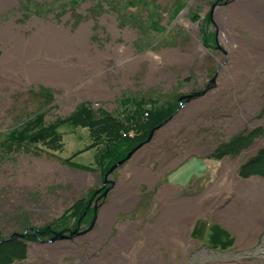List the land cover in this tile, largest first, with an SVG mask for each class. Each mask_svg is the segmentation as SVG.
<instances>
[{
	"label": "rangeland",
	"instance_id": "1",
	"mask_svg": "<svg viewBox=\"0 0 264 264\" xmlns=\"http://www.w3.org/2000/svg\"><path fill=\"white\" fill-rule=\"evenodd\" d=\"M262 5L264 0H0V243L18 237L28 245L27 257L13 264H264V219L253 220L260 197L241 214L240 194L231 189L239 188L232 185L240 176H264V163L254 170L259 173L242 174V165L264 149V59L256 57V32L224 19ZM128 8L131 81L140 89L131 85L137 97H117L104 110L125 124V140L99 141L95 130L68 122L58 129V150L20 143L38 118L60 122L83 104L103 113L94 97L95 66L68 55L66 36L89 33L94 41L99 13L86 10ZM80 18L91 21L88 30L78 31ZM56 36L66 43L60 49L65 57H53ZM241 48L255 57L246 69ZM166 110L173 114L167 117ZM153 112L163 118L127 151L137 135L131 123L145 122ZM249 133L251 140L223 156L218 152ZM255 180L260 187L263 180ZM101 192L107 195L94 212ZM230 218L249 223L250 230L252 223L262 224L250 231L256 238L251 245L234 244L214 223Z\"/></svg>",
	"mask_w": 264,
	"mask_h": 264
},
{
	"label": "crops",
	"instance_id": "2",
	"mask_svg": "<svg viewBox=\"0 0 264 264\" xmlns=\"http://www.w3.org/2000/svg\"><path fill=\"white\" fill-rule=\"evenodd\" d=\"M87 11L90 13H99L96 15V21L94 20L95 24L98 26L96 30L97 36L94 41H92V37L89 33L84 35L79 32V34L73 38L66 36V43L71 44L72 48L67 47L69 48L68 55L73 59H78L81 65H90V67L91 65L93 67L95 66L94 69L90 68L91 72L95 70L97 74L94 97H96L98 102L103 104L101 110L104 111L105 109L109 110L113 107L112 104L117 97H120L121 100H130V102L131 97H137L138 93L136 91L135 94L131 95V85H133V88L135 90L137 89V91L140 89L139 84H133L131 81V8L117 10L103 9L94 12H92V10H86V12ZM77 12L80 13V10L77 9ZM90 23L91 21L89 19L85 20V18H80L78 31L88 30L90 28ZM53 42L55 44L59 43V53H53V57H65L64 54L60 53V49L61 46H64L66 43L57 36L53 38ZM89 42L91 45H89ZM93 45L95 48L91 49ZM56 48L58 47L55 46V49ZM89 80L91 79L89 78ZM250 177V179L241 176L238 177L239 181L234 182L232 187L239 186V188L235 187L231 189L235 194H240L239 198L241 200L236 202H241V210L239 209L241 214L244 213V209L248 210L247 207L254 205L253 201L255 197H260L256 199L259 206L257 207V216L253 217V220L260 219L263 222L262 219H264V215H259L261 212L264 213V176L252 175ZM255 179L263 180L258 182L260 187L257 186ZM255 185L257 187H255ZM200 192H202L201 188ZM234 209L235 212H238V208L234 207ZM259 210L261 211L259 212ZM245 215H247V218L245 217L246 219L251 217H248L250 212H246ZM212 219L214 220V218ZM234 220H236V218H230L229 220L222 219L214 223L217 226H223V228L231 234L234 244L236 242L242 243L243 245H251L256 238L251 237L252 234H250V231L260 225L262 226V224L252 223V229L250 230V228H248L249 223L238 224Z\"/></svg>",
	"mask_w": 264,
	"mask_h": 264
},
{
	"label": "trees",
	"instance_id": "3",
	"mask_svg": "<svg viewBox=\"0 0 264 264\" xmlns=\"http://www.w3.org/2000/svg\"><path fill=\"white\" fill-rule=\"evenodd\" d=\"M164 112L167 116L171 111L166 110ZM171 113L173 114V111ZM161 118H163L162 113L153 112L151 114V117L147 121L142 122L141 120H137V124H135L134 127H132L133 123H131V128L133 130H137V135L135 138L131 139V145H129L127 151L143 142L149 135V132L156 126L157 120ZM38 119L39 120L35 121L33 124H30L32 125L30 128H35V131H33L32 129H28V131H30L28 137L21 140L19 139L20 143L24 142L25 140L29 141L30 143L41 142L43 144H47L49 148L53 150H58L63 146L61 144L62 136L58 129L60 126L68 122L75 125L86 126L92 130H95L94 135L99 141H101L103 136L107 137L108 141L113 140L116 142H120L123 139L125 140L122 132L123 130L127 129L124 126V123H122L118 119L113 118L110 113H106L105 111H103L102 114L97 115L96 112H94L93 108L89 106V104H83L71 115L63 118L60 122L46 124L44 119ZM244 135L245 134H241L237 137H234L228 146L225 145L223 147H220L218 149V152L220 154H225L227 153L226 150H229L228 148L233 151L234 146H237L238 143H240L242 140H245V142L251 140V133L245 135L247 137H245ZM106 152L110 153L109 155L112 156V149H108L106 150ZM229 153L231 152H228V154ZM262 163H264V149H261L257 155L253 156L247 163L242 165V174L250 175L251 173H259V171L254 170L257 169L258 166H261ZM27 255L28 245L25 241L20 240V238L18 237L0 243V264H13L16 261L25 259Z\"/></svg>",
	"mask_w": 264,
	"mask_h": 264
},
{
	"label": "bare ground",
	"instance_id": "4",
	"mask_svg": "<svg viewBox=\"0 0 264 264\" xmlns=\"http://www.w3.org/2000/svg\"><path fill=\"white\" fill-rule=\"evenodd\" d=\"M224 19L226 20V22L231 23V24H234L236 22H242V23L246 24L248 27H250L251 29H253L256 32V34L259 36L260 41H261L259 43V49L256 51V57L258 60L264 59V47H263L264 46V5H262V7H260V6L244 7L242 9H240L235 14L234 17H225ZM250 49H252V47H250ZM245 50H246L245 48H241L239 50L240 55H242ZM53 52L58 54L59 48L53 49ZM32 53H33V51H31V54ZM16 54L18 55V53H16ZM29 54H26V55L31 56ZM251 54H252V52L249 50H246L244 52V64H245L244 69H246L247 64L250 65L253 63V61H255V57H253ZM23 55H25V54L22 53V56ZM8 68H10L11 70H16L17 66L15 64H9ZM104 212L110 213L109 210H105ZM178 212H180V211H178ZM176 214H178V213H176ZM175 217H177V215L174 214V217L171 218V222L173 221V224H177L176 223L177 220Z\"/></svg>",
	"mask_w": 264,
	"mask_h": 264
},
{
	"label": "flooded vegetation",
	"instance_id": "5",
	"mask_svg": "<svg viewBox=\"0 0 264 264\" xmlns=\"http://www.w3.org/2000/svg\"><path fill=\"white\" fill-rule=\"evenodd\" d=\"M107 186H108V184H107ZM106 186V187H107ZM111 187V186H110ZM98 194H99V192H98ZM107 195V193H105L104 194V192H101V195L100 196H97L96 197V199H97V203H96V210L94 211V212H96V211H98V209H99V199L101 198V197H105ZM85 223H86V221H85Z\"/></svg>",
	"mask_w": 264,
	"mask_h": 264
},
{
	"label": "water",
	"instance_id": "6",
	"mask_svg": "<svg viewBox=\"0 0 264 264\" xmlns=\"http://www.w3.org/2000/svg\"><path fill=\"white\" fill-rule=\"evenodd\" d=\"M131 153H132V152H131ZM123 161H124V160H122V161L118 162L116 165H114V166L111 168L110 171H112L116 166H118V165H120L121 163H123Z\"/></svg>",
	"mask_w": 264,
	"mask_h": 264
}]
</instances>
